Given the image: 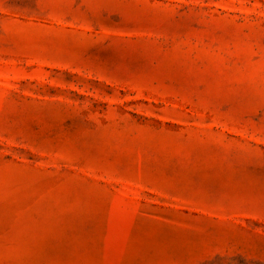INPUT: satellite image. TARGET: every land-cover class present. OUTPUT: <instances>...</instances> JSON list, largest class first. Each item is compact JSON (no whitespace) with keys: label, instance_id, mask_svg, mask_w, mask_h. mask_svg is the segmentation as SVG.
Here are the masks:
<instances>
[{"label":"rangeland","instance_id":"1","mask_svg":"<svg viewBox=\"0 0 264 264\" xmlns=\"http://www.w3.org/2000/svg\"><path fill=\"white\" fill-rule=\"evenodd\" d=\"M0 264H264V0H0Z\"/></svg>","mask_w":264,"mask_h":264}]
</instances>
